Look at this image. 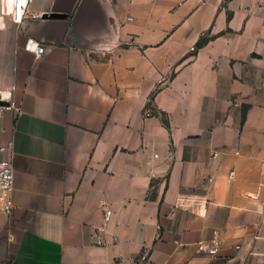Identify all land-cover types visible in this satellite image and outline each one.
I'll return each mask as SVG.
<instances>
[{"label": "crops", "instance_id": "crops-1", "mask_svg": "<svg viewBox=\"0 0 264 264\" xmlns=\"http://www.w3.org/2000/svg\"><path fill=\"white\" fill-rule=\"evenodd\" d=\"M22 10L0 0V264H264V0Z\"/></svg>", "mask_w": 264, "mask_h": 264}, {"label": "built area", "instance_id": "built-area-1", "mask_svg": "<svg viewBox=\"0 0 264 264\" xmlns=\"http://www.w3.org/2000/svg\"><path fill=\"white\" fill-rule=\"evenodd\" d=\"M32 0H24L22 14L19 17L20 22H22L27 17L28 4ZM43 14V13H42ZM40 13H34L33 17H42ZM25 49L36 54V56H41L46 52V48L42 46L36 39L28 38L25 44ZM2 100H5L1 98ZM7 101V100H6ZM3 106H0V110ZM145 117L152 116V110L147 109L144 112ZM14 182V166L11 158H0V213H10L13 210V202L11 200V192L13 189ZM112 213L110 208H105V216L108 217ZM97 244L104 245L106 241L103 239H98ZM222 244V239L219 235L218 230L213 231V236L207 240H200L197 243V249L199 252L207 253L209 255H215L218 253ZM150 250L144 249L140 255L133 261V264H146L149 261Z\"/></svg>", "mask_w": 264, "mask_h": 264}, {"label": "water", "instance_id": "water-1", "mask_svg": "<svg viewBox=\"0 0 264 264\" xmlns=\"http://www.w3.org/2000/svg\"><path fill=\"white\" fill-rule=\"evenodd\" d=\"M67 14L57 11L44 12L42 18H64ZM10 102L0 98V106H8Z\"/></svg>", "mask_w": 264, "mask_h": 264}, {"label": "trees", "instance_id": "trees-1", "mask_svg": "<svg viewBox=\"0 0 264 264\" xmlns=\"http://www.w3.org/2000/svg\"><path fill=\"white\" fill-rule=\"evenodd\" d=\"M208 40H209V37H207V36L201 37V38L199 39L197 45H198V46H202V45H204L205 43H207ZM244 118H245V111H244ZM165 124H166L167 126H169V121H168V119H165Z\"/></svg>", "mask_w": 264, "mask_h": 264}, {"label": "snow or ice", "instance_id": "snow-or-ice-1", "mask_svg": "<svg viewBox=\"0 0 264 264\" xmlns=\"http://www.w3.org/2000/svg\"><path fill=\"white\" fill-rule=\"evenodd\" d=\"M20 2H21V3H23V2H24V0H20Z\"/></svg>", "mask_w": 264, "mask_h": 264}]
</instances>
